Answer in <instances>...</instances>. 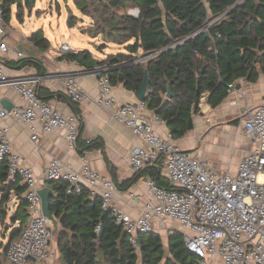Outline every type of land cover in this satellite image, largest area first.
<instances>
[{
  "label": "trees",
  "instance_id": "trees-1",
  "mask_svg": "<svg viewBox=\"0 0 264 264\" xmlns=\"http://www.w3.org/2000/svg\"><path fill=\"white\" fill-rule=\"evenodd\" d=\"M74 1L81 12L93 20L84 32L93 37L102 34L107 42L126 44L128 51L109 55L101 61L93 58L88 50L69 52L62 57L89 69L98 65L108 67L106 74L113 85L123 83L134 91H138L148 70L150 84L145 104L150 109H158L157 115L166 121L175 139L193 128V115L204 90L212 91L211 101L216 105L226 96L228 83L240 77L255 79L259 74L258 64L264 72V0H245L239 4H236L238 0ZM15 3L21 4L20 0L0 2L6 23L11 19ZM133 7L139 9L138 16L128 12ZM224 12V17L209 28L208 34H195L207 21ZM180 23L184 24L178 25ZM188 33L193 36L188 38ZM30 40L40 50H47L51 45L42 30L33 33ZM140 50L144 54L158 52V55L147 62H134ZM125 60H133V63L114 68ZM31 62L29 58L16 62L4 60L11 66ZM168 84L174 96L166 100ZM160 161L137 172L131 181L148 173L160 186L173 188L160 173L163 160ZM0 183L1 217H6L14 192L19 197V205L11 218L13 222L24 223L28 217L23 196L25 187L7 181L5 163H0ZM67 188L68 182L54 181L56 193L50 197L51 212L62 224V229H57L55 234L66 264H162L163 261L164 264H201L200 257L186 246L181 231L169 233L167 244L157 232L141 234L135 246L130 234L117 224L111 212L103 214L99 196L93 197L87 188L80 193H68ZM20 232L21 228L16 227L10 241Z\"/></svg>",
  "mask_w": 264,
  "mask_h": 264
},
{
  "label": "built area",
  "instance_id": "built-area-1",
  "mask_svg": "<svg viewBox=\"0 0 264 264\" xmlns=\"http://www.w3.org/2000/svg\"><path fill=\"white\" fill-rule=\"evenodd\" d=\"M245 0H238L236 4ZM139 15V9L133 11ZM226 12L207 21L195 34L208 33L209 28ZM4 10L0 5V52L12 49L7 42ZM194 34V35H195ZM193 35H189L190 38ZM220 36V35H218ZM59 52H77L68 43H62ZM17 57L23 52L15 49ZM158 52L144 54L137 62H147ZM108 67L96 69L99 76V93L93 99L99 108L108 109L118 121L142 138L143 145L136 146L129 156L134 171L163 160L165 171L173 188L160 186L152 177L146 180L151 198L141 213L134 217L114 203L116 182L93 170L86 162L80 169L65 166L53 159L44 177H38L31 167L23 164V157L14 150L8 121L22 122L31 131V139L38 141L41 132L66 130V143L70 151L77 149L80 121L76 114L65 113L54 104L43 101L38 94L39 76L9 75L0 65V86H11L25 102L22 107L6 109L0 101V163L7 166V181L22 184L27 202L28 217L20 235L7 244L6 256L12 264H46L54 257L51 249L56 229L55 222L44 215L39 189L49 181L68 182V193H80L84 188L101 198L103 210L111 212L117 224L130 234L132 243L138 245L141 234L154 232L156 227L177 223L184 235L186 246L200 257L201 264L212 259L220 264H264V96L243 125V133L253 141V148L242 159L236 174H222L214 170L202 157L187 153L169 131L161 135L155 122L142 117L145 101L122 103L115 86L106 74ZM65 94L74 102L89 100L72 74L61 78ZM232 89L234 83H230ZM157 122H163L159 117ZM140 198L139 195L131 194ZM100 230L98 226L97 231Z\"/></svg>",
  "mask_w": 264,
  "mask_h": 264
},
{
  "label": "crops",
  "instance_id": "crops-1",
  "mask_svg": "<svg viewBox=\"0 0 264 264\" xmlns=\"http://www.w3.org/2000/svg\"><path fill=\"white\" fill-rule=\"evenodd\" d=\"M36 1L32 4L28 0H20V5L19 3L12 5V16L10 21L6 23L10 29L7 31L6 40L12 50L7 54L0 52V65H3L9 75L39 76L41 78V89L39 88L41 99L54 104L65 113H72L78 116L80 121L79 140L77 149L70 151L66 143V130L57 129L51 132H41L38 141H34L31 139L29 127L24 123L8 121L11 125L10 138L13 148L22 155L23 164L31 167L38 177L45 176L50 162L56 158L65 166L73 169H80L82 164L86 162L93 170L103 176L112 178L116 182L117 191L114 194L113 202L130 215L136 217L141 213L144 204L151 198L146 182L150 176L148 173L131 181L137 172L131 167L129 156L136 146L144 144L143 140L130 128L114 118L110 110L99 108L95 105L93 99L99 93L98 74L88 73L89 68L76 61L62 57L63 54L59 50V54L48 52L50 48L40 50L30 40V36L37 31H34V28L31 29V34L28 37H24L21 32L12 27L11 21L14 13L16 12L17 18L23 21L25 8L34 9ZM90 19L92 22L89 26L93 23L91 17ZM183 24L180 23L178 25ZM186 35H189V33ZM97 37L103 39L102 34ZM24 39L32 47L29 52L25 51ZM103 46L106 47L107 43H103ZM15 49L22 51L23 56L17 57ZM74 50L77 52L82 51L81 49ZM102 52V55H93L92 52L91 54L98 61L107 59L109 55L117 54L106 52L104 49ZM123 53H127V51ZM135 56H138L134 61L137 62V59L143 57L144 53L140 50ZM23 58H29L32 61L31 64L11 66L4 63V60L16 62ZM132 61L125 60L122 63H128L125 65L128 66L133 63ZM119 64L114 65V68L125 67L117 66ZM102 66L98 65L94 69ZM257 70L259 74L253 80L240 77L230 82L234 83L232 89L229 87L230 83H228L226 96L216 105L211 101L212 91L209 89L204 90L193 115V128L181 138L176 139V142L187 153L202 157L214 170L222 174H236L242 159L253 148L252 139L243 133V125L264 96V72L261 71L259 64L257 65ZM64 74L74 75L84 90L91 95V99L78 102L72 101L64 92L61 80ZM114 86L115 92L122 103L139 101L135 96L136 91L127 89L123 83H118ZM4 99L12 108L25 105V102L11 86H0V101ZM141 114L143 118L155 122L156 130L161 135H165L170 131L166 121L158 116L154 109L145 106ZM157 117L162 119L163 122H157ZM91 142H93V146L90 147ZM160 173L162 177H165L170 182L163 161ZM46 185L53 188V183L47 182L44 186ZM132 193L139 195L140 198L132 196ZM2 195L0 183V200ZM10 202H13L14 208L19 205V197L14 192L11 193L7 207ZM177 228V223L172 222L168 227H156L154 232L160 235L169 234L178 230ZM60 229H62L61 221H59L58 225V230ZM6 244L2 246L3 249ZM51 249L54 252V257L46 261V264H66L62 260L56 234H54ZM0 262L2 264L1 259ZM26 264L34 263L28 262Z\"/></svg>",
  "mask_w": 264,
  "mask_h": 264
},
{
  "label": "rangeland",
  "instance_id": "rangeland-1",
  "mask_svg": "<svg viewBox=\"0 0 264 264\" xmlns=\"http://www.w3.org/2000/svg\"><path fill=\"white\" fill-rule=\"evenodd\" d=\"M134 9V7L130 8L128 12L134 15L132 12ZM16 14L15 12L11 21L12 27L21 32L24 37H28L31 34L32 28H34V31L42 30L45 37L51 42V47L48 52L54 54H59L58 50L62 43H68L72 49L91 51L93 55H102L103 49L110 53H123L128 51L126 44L120 45L107 42L104 38H95L88 32H84L83 29L88 27L92 21L89 16L81 12L74 0H37L34 9L29 10L25 8L23 21L19 20ZM70 17H74L72 19L73 26L70 25ZM9 30V27H7V31ZM103 43H107V48L101 46ZM23 45L25 51L27 50L29 52V50H32V47L25 39ZM14 211V204L10 202L6 217L3 219L0 214V252L2 251L0 253V259L2 260V264H12L6 257L2 246L9 241L11 233L17 227L13 224L14 222L11 218ZM167 235V233L162 234L166 244L168 239ZM162 264H164V261ZM208 264H220V262L212 259Z\"/></svg>",
  "mask_w": 264,
  "mask_h": 264
},
{
  "label": "water",
  "instance_id": "water-1",
  "mask_svg": "<svg viewBox=\"0 0 264 264\" xmlns=\"http://www.w3.org/2000/svg\"><path fill=\"white\" fill-rule=\"evenodd\" d=\"M28 1H30L32 4L35 3V0H28ZM69 20H70V25L73 26L72 17H70ZM127 64L128 63H122V64H119L117 66H125ZM88 73L98 74L96 72V69H90V70H88ZM149 84H150L149 73H148V70H146L143 82H142L141 86L139 87L138 91L135 92V96L139 101H145ZM173 96H174V93L172 92L170 84H168V92L166 94V98L170 99ZM1 102L6 109H8V110L12 109V107L8 104V102L5 99L2 100ZM155 113H158V109L155 110ZM53 182L54 181H49L48 183H53ZM38 192L41 196V205H42V210H43L44 215L47 216L48 218L52 219L55 222V227H56V229L54 231V234H55L57 229H58V225H59V221H60V219H57L56 216L51 212V209H50V197L52 195H54L55 190L51 186L46 185V186H43L41 189H39ZM108 212H109L108 210H103V214H106ZM7 244H6V246H7ZM6 246H5V248H6Z\"/></svg>",
  "mask_w": 264,
  "mask_h": 264
}]
</instances>
